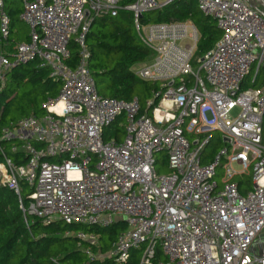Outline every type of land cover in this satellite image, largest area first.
<instances>
[{
	"label": "built area",
	"instance_id": "obj_1",
	"mask_svg": "<svg viewBox=\"0 0 264 264\" xmlns=\"http://www.w3.org/2000/svg\"><path fill=\"white\" fill-rule=\"evenodd\" d=\"M174 1L181 0H21L28 39L12 43L0 0V90L10 70L31 61L60 81L42 115L0 127L9 151L26 158L15 164L1 152L0 183L17 195L25 223L27 216L70 225L123 221L109 249L94 256L108 255L112 264H127L133 250L135 264H264V252L252 250L264 228V82L252 85L264 69V16L245 0H196L221 32L196 56L200 33L191 19L142 21ZM120 10L131 13L150 50L148 64L132 70L157 83L142 112L136 95L100 94L89 67L93 21ZM119 118L121 137L105 139ZM214 131L222 145L210 157L204 149ZM160 153L165 174L156 168ZM218 167L225 170L220 183ZM243 175L250 182L242 190L235 177ZM61 234L85 240L91 256L99 243L98 233L81 228Z\"/></svg>",
	"mask_w": 264,
	"mask_h": 264
},
{
	"label": "trees",
	"instance_id": "obj_2",
	"mask_svg": "<svg viewBox=\"0 0 264 264\" xmlns=\"http://www.w3.org/2000/svg\"><path fill=\"white\" fill-rule=\"evenodd\" d=\"M129 1L122 0L123 3ZM21 3V0H18V3L10 0L5 4L3 0V7L9 17L8 41L12 43L18 42L14 38L18 32V23H24L18 18L22 8ZM188 18L198 27L200 37L197 42L196 56H201L215 44L221 32L213 18L199 10L196 0L168 3L162 9L144 13L142 21ZM97 22L108 25L109 30L92 31V26ZM133 29L132 16L127 10H120L116 16L96 18L87 34V42L90 38L93 40L88 44L91 50L89 67L100 94L117 99H130L136 95L140 99L142 112L145 110V100L151 97L152 91L157 88V83L143 80L131 70L134 64L145 60L150 54L149 48L137 37ZM105 37L110 41H105ZM27 38L26 31L24 39ZM102 48L118 53L112 65H106L100 61L92 63ZM69 49L73 60L77 53L76 44L73 41L70 42ZM263 74L264 69H261L259 78L252 85L264 82ZM249 77L250 74L243 81V88L249 84ZM59 89L60 81L50 78L48 69L38 67L35 61L17 65L7 73L0 90V127L13 124L30 113L42 115L45 112L43 104L48 98L57 97ZM121 122L122 119L119 118L105 128V139L112 135L118 139L121 137L123 133ZM1 152L10 157L15 164H23L26 161L22 152H10L9 143L4 140H0V163L3 161ZM235 180L242 190L243 185L249 184L241 178H235ZM18 182L22 202L26 204L24 193L27 188L23 180ZM27 218L28 223H25L24 213L18 208L17 195L13 189L6 183H0V264H112V258L108 255L103 258L89 255L85 251L87 243L85 240L75 235H63L61 232L68 227L96 232L99 235V243L93 244L92 250L105 253L116 233L125 227L123 221L98 226L70 225L58 220L46 223L33 216H27ZM135 251H132L133 258L127 264H135L137 255Z\"/></svg>",
	"mask_w": 264,
	"mask_h": 264
},
{
	"label": "rangeland",
	"instance_id": "obj_3",
	"mask_svg": "<svg viewBox=\"0 0 264 264\" xmlns=\"http://www.w3.org/2000/svg\"><path fill=\"white\" fill-rule=\"evenodd\" d=\"M9 1L10 0H5V4H7ZM15 1L18 3V0H15ZM124 23L127 24V22H124ZM99 29H101L103 31H108L109 30V26L105 25V24L102 25V24H99L97 22L91 28V30L95 31V32H97ZM26 31H27V26L24 23H22V22L18 23V32H17V35H14V38H16L18 41L19 40H23ZM104 40L107 41V42L110 41L109 38H106V37L104 38ZM91 42H93V40H91V38H90L88 40V44L91 43ZM117 54L118 53H116L114 51H106L104 48H102V50L100 49V51L97 53L96 59H93L92 63H96V61L97 62L100 61L102 63H105L106 65H112L113 62H114V59L117 57ZM149 60L150 59L147 58V59H145V60H143L141 62H138V63L134 64L131 67V70H136V69H139V68L143 67L144 65L148 64ZM193 66H194L195 69L197 68V64L194 63ZM262 78H264V74H263ZM238 111H239V108L236 107L231 112V116H235L238 113ZM212 135H213V138H212L210 144H208L205 147V149H204L205 153H207L208 156H210V157L213 154H215L217 151H219L220 148H221V145H222V141H221L219 132L214 131V132H212ZM163 156H164L163 153H160L158 155L159 163L157 164L156 168H157V171L165 174V172H168V169H167V166L162 162ZM232 168H234L235 170H240L241 167L239 165H237L236 163H233L232 164ZM224 171L225 170L223 168H221V167L217 168L215 179H216V181L218 183H220V178H221L222 174L224 173ZM249 171H250V169H249ZM235 178H241V179H244L245 181H247L248 183L250 182V177L248 175L237 176ZM26 194H27V190L24 193V196ZM263 231H264V228L259 232L258 236H256L255 239H254L252 250L254 251L255 254H261L262 252H264V234H262ZM257 243L260 244V247H257V245H256ZM93 253H94L93 256H98L99 251H94Z\"/></svg>",
	"mask_w": 264,
	"mask_h": 264
},
{
	"label": "water",
	"instance_id": "obj_4",
	"mask_svg": "<svg viewBox=\"0 0 264 264\" xmlns=\"http://www.w3.org/2000/svg\"><path fill=\"white\" fill-rule=\"evenodd\" d=\"M264 16V0H245Z\"/></svg>",
	"mask_w": 264,
	"mask_h": 264
},
{
	"label": "crops",
	"instance_id": "obj_5",
	"mask_svg": "<svg viewBox=\"0 0 264 264\" xmlns=\"http://www.w3.org/2000/svg\"><path fill=\"white\" fill-rule=\"evenodd\" d=\"M27 26V25H26ZM14 30V29H13ZM27 35H28V27H27ZM28 39V38H27ZM27 39H23V40H21V41H26ZM262 234H264V231H263V233ZM260 245V244H259Z\"/></svg>",
	"mask_w": 264,
	"mask_h": 264
}]
</instances>
